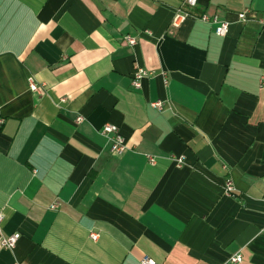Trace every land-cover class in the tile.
<instances>
[{
  "label": "crops",
  "instance_id": "1",
  "mask_svg": "<svg viewBox=\"0 0 264 264\" xmlns=\"http://www.w3.org/2000/svg\"><path fill=\"white\" fill-rule=\"evenodd\" d=\"M183 1L0 0V264H264V0Z\"/></svg>",
  "mask_w": 264,
  "mask_h": 264
},
{
  "label": "built area",
  "instance_id": "2",
  "mask_svg": "<svg viewBox=\"0 0 264 264\" xmlns=\"http://www.w3.org/2000/svg\"><path fill=\"white\" fill-rule=\"evenodd\" d=\"M184 5L186 6H190V7H194L197 4V0H184L183 1ZM248 10L245 9L243 12L239 13V18L244 21L246 14H247ZM189 15V12L184 10V9H179L177 11V13L175 14V16L173 17L172 20V25L174 27H177L180 22L186 18ZM199 19L204 22V23H208V24H213L214 25V32L217 35H225L228 31V27H229V23L225 20H220L216 15H207V14H202ZM263 25H264V21L263 20H259ZM125 40L130 44V45H135L136 44V39L133 37H130L128 35L125 36ZM152 71H149L148 69L137 65L135 67V70L133 72L132 75V85L135 88H140L141 84H142V79L151 75ZM29 86L30 89L33 91L38 90V86L35 84V82L33 81L32 78H29ZM152 107L160 109L162 107V101L161 100H157V101H153L150 103ZM82 117L79 116L77 118V121H81ZM3 119L0 118V125L2 124ZM100 132L108 139L109 141V145H110V152H112L115 155H122L125 150L127 149V146L125 144V140L123 138V136L121 135L119 128L117 125L113 124V123H104L100 129ZM151 161H153L152 158H150ZM178 165H180L182 163V159H178L177 160ZM224 190L226 191V193H232L233 192V185L232 182L230 180H226L225 184H224ZM1 219V216H0ZM19 233H13V234H9V235H4L2 233H0V247L1 248H8V249H12L15 247L18 239H19ZM98 237V234L96 232H90V238L92 240H96ZM242 259V256L240 254H236L230 257L228 264H233V263H237L240 262ZM140 264H156V262L148 257V256H144L142 257V259L140 260Z\"/></svg>",
  "mask_w": 264,
  "mask_h": 264
}]
</instances>
